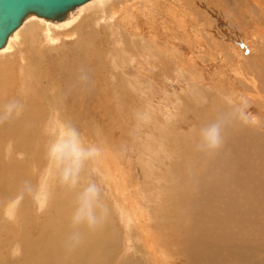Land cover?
Masks as SVG:
<instances>
[{
	"label": "rangeland",
	"instance_id": "1",
	"mask_svg": "<svg viewBox=\"0 0 264 264\" xmlns=\"http://www.w3.org/2000/svg\"><path fill=\"white\" fill-rule=\"evenodd\" d=\"M135 1L137 3L135 4L134 1L133 3L137 8L134 11L128 9L133 17L131 19H135L136 23L150 24L149 30L156 32L151 33L153 36L150 35L155 44H160L159 46L164 44L160 51L154 44L149 46L142 42L143 37L147 36V27L139 26L142 29L138 33L141 42L139 43L136 38L130 36L134 29L132 24L130 29L128 26H122L119 20V24L114 21L107 23L108 20L102 17L106 13L91 7L95 10L88 8L86 9L88 13L80 11L79 17L70 21L69 28L60 27L54 29L55 32L50 31L53 37L46 40L43 38V47L38 50V55L30 57L20 51L24 60L19 58L16 60L11 57L13 52L10 48L0 54V64L6 62L8 68L14 72L12 81H16L19 86L14 88L16 84H13L11 88H4L5 92L2 95L6 99L4 101L2 98L3 103L0 99V115H2L0 116V178L6 176L7 164L16 162L17 158V161L26 158L23 165L24 176L31 178L28 179L27 184L30 190L32 189V192L29 190L28 193L22 191L27 197L15 191L14 196L11 191L2 190V185L6 184H1L0 181V193H2L0 194V226L1 223L6 222L8 227H12V230L6 233H16L17 225L15 226L14 219L10 217V212L14 210L12 214L16 215L17 206H20L25 199L26 211H31L32 217H39V221H42L41 218L49 213L47 206L49 200L44 195L47 189H51L48 183L51 172L54 170L53 172L61 179L51 186L53 187L51 192L54 194L61 190L58 195L63 200L71 190L69 185L72 183L69 182L75 172L77 180L86 177L84 184L87 187L90 185L88 197H93L94 205L104 206L107 209L111 223L109 230L113 231L114 228L116 230L114 254L110 264H155L149 248L141 247V243L135 239L134 234L139 235L142 231L136 226L123 230V224L127 225V220L124 219L123 222L119 220V215L111 208L113 206L110 207V198L107 199L105 194L107 189L104 186L107 181H100L99 174L93 172L96 162L105 158L108 161L110 158L108 156L114 151L119 166L124 164L126 168L123 170L122 166L121 170L130 172L129 181H125L123 187L130 183L136 187L132 194L129 193L131 197H136L133 199L139 205L133 207L136 208V213L139 209L145 213V217L147 216L146 222L151 225H148L149 231L156 239L153 244L161 249V254L165 257L163 264H264V240L260 242L257 240L253 247L249 235L235 236L234 239L223 242L212 250L195 246L192 240L191 242L189 240L194 237L195 231L190 229L189 225L184 229V221L180 220L182 214H179L176 208L183 203L196 204L190 199L193 190L189 189L187 196L182 197L180 188L199 187L202 191L200 182L196 178L201 173L209 171L208 160H212L210 157L215 158L214 153L217 154L214 150L219 148V144L213 145L205 134L216 126L221 137L224 135L222 129H227L231 122H234L235 128L239 127L243 116L247 114V107L255 102L248 97L241 100L238 93L240 85L239 83L237 85L233 71L239 64L241 70L251 71L254 67H258L262 74L264 73V0H180L176 3L184 6V11H188L187 14L190 13L186 17L178 13L173 17L170 16L171 14L167 13L169 4H165L163 8L157 5L152 8L153 10L146 11L147 0ZM163 1L170 3L174 0H159L160 5L164 3ZM126 3H130V0ZM178 5L176 8L182 11V7ZM117 6H119L118 2L115 7ZM90 16L94 18L91 20ZM164 20L169 22L171 28L176 27L172 20H179L180 24L187 22L190 26L197 23L196 32L201 34L205 43L200 42L199 46L193 47L177 41L175 37L164 39L160 35L164 31L159 25ZM94 33L97 38L93 37ZM178 45L181 48L177 47ZM24 61L26 63L23 64ZM185 62L191 63L189 71L184 67ZM20 63L25 66L24 70L29 65L26 86V80L19 67ZM65 77H69L72 81L76 80V87L71 92L59 89L65 82ZM20 79L22 81H19ZM24 86L26 91L23 92ZM13 88L15 90H12ZM244 91L253 93L246 89ZM18 93L22 96L19 94V97ZM59 97L61 100H58ZM27 99H30L31 104ZM80 99H83L82 104H78ZM11 101L23 106L20 109L16 102L11 105ZM62 102L63 105L60 107L59 103ZM58 113H62L69 122L68 125L71 124V130L63 125L60 129L56 127L59 123V117H56ZM250 113L253 114L251 111ZM30 117L34 120L29 119ZM9 119L13 121L9 122ZM246 126L248 123L243 127ZM66 130H69L75 139L67 140ZM250 130L261 131L255 128ZM14 131L23 134L20 136ZM65 140L68 144L71 143L69 148ZM79 143L83 148V157H78L79 165L70 172L71 168L67 165L72 154L69 156L68 152L71 153L72 149L77 150ZM57 144L58 148H56ZM63 146L66 150L62 148ZM61 148L64 153L67 152L66 155L62 153ZM59 150L62 155L64 154L63 156L68 157L59 155ZM207 153L211 154L206 157ZM196 172V176L192 178L191 176ZM176 175L178 176L175 177ZM40 179L44 181L41 183ZM61 184L65 186L60 187ZM6 186L9 187L8 184ZM43 186L49 188H41ZM150 187L155 192L150 190ZM77 188L81 190V187L77 186ZM125 192L123 190L121 194ZM41 193L44 194L43 197L47 202L43 200L44 204L37 209L39 205L36 206L38 203L34 194L37 197ZM85 194L86 191L84 194L82 192V196ZM9 206L12 207L11 210H8ZM152 211L155 215H151ZM1 219L5 222H1ZM183 231L185 233H182ZM4 233L0 234L1 240L7 237ZM179 249L192 251L196 256L192 258L188 252L187 257L177 259L175 251ZM10 253L15 255V258L18 257L16 252L9 251ZM6 254L5 249H0V255L6 256Z\"/></svg>",
	"mask_w": 264,
	"mask_h": 264
},
{
	"label": "bare ground",
	"instance_id": "2",
	"mask_svg": "<svg viewBox=\"0 0 264 264\" xmlns=\"http://www.w3.org/2000/svg\"><path fill=\"white\" fill-rule=\"evenodd\" d=\"M133 1L135 2V4L137 3L135 0H130V3H126L127 0H109V1L108 0H88V1L78 5L76 7L69 9L64 14V17L62 19H60L59 21L44 19L42 17H37V16L32 15V14L28 15L22 20L20 25L7 36L4 45L0 48V54L3 53L4 51H7V49L10 48V51L13 52V55L11 56V54H10V56L13 58H16V60L18 58L20 60H24V59H22V57H24L23 55H26V56L29 55L30 57L38 55L39 54L38 50H41L43 47V44H42L43 38H45L44 40L51 38L52 34L50 31L55 32L54 29L60 28V27H61V29L69 28L70 24H71L70 21L71 20L74 21L73 19H75V18L77 19V17H79L78 15L80 14V11L87 12L86 9L91 8V7H95L97 10L100 9L102 13L103 12L106 13V15L103 14L102 17H105L108 20L107 21L106 19H104L107 21V23L114 21L117 24H119L118 23V20H119V22L122 26L123 25H125V27L128 26L130 29H131V24H132L134 29H132V34H130V36L136 38V40H138L139 43H141V42L138 38V33H140L142 31V29L139 26L142 25V26L147 27V29H148L147 36L143 37L144 39L142 42L146 43L149 46L151 44H154L155 48L157 50L159 49V51H160L161 50L160 48H162V46H164V44L161 46H159L160 44L159 45L155 44V41L151 38L150 35H152L156 32H152V30H149L148 27H150V24H147V22H146V24H144L143 22L136 23V22H134V21H136L135 19L134 20L131 19L132 14L129 13L128 9H133V11H134V9L137 8V7L135 8V4L133 3ZM137 1H139V0H137ZM117 2L119 4V6L115 7ZM163 2L164 3L162 5H160L159 0H147L146 11H148V9L153 10L152 8H155L157 5H159L163 8V6L165 4H169L168 8H167L168 9L167 13H170L171 14L170 16H172V17L174 15H176V13H178L180 15H184L185 17L188 14H190V13L187 14L188 11H186V12L184 11V9H185L184 6H182V5L180 6V5H178L179 3L178 4L176 3V2H180V0H174L170 3L169 2L165 3V1H163ZM107 4H108V7H106ZM114 4H115V6H114ZM177 5L179 7H182V11L180 9L176 8ZM95 8L94 9L91 8V9L95 10ZM139 8H140V6H139ZM154 11H155V9H154ZM93 13H95V12H93ZM90 18H91V16H90ZM92 18H94V17H92ZM92 18H91V20H92ZM168 19H171V18H168ZM192 20H194V19H192ZM94 21H96V20H94ZM164 21H162L161 23L159 22L160 27L164 31V32H161L160 35L164 39H167V37H169V38L175 37L174 39H176L177 41L187 43V45L189 44L190 46H193V47L199 46L200 42L201 43L204 42L203 41L204 38H202L201 34L196 32V30H197L196 28L198 27L197 23L192 24L190 26V25H187V22L180 24L178 22L179 20L178 21L172 20L176 24V27L171 28V26L168 24L169 22H166V21L164 22ZM184 21H186V20H184ZM100 25H99V27H100ZM95 26H97V25H95ZM61 29H59V30H61ZM124 30H126V29H124ZM83 31H84V29H83ZM122 31H123V29H122ZM66 32H69V31H66ZM85 32H87V31H85ZM90 32H93V31L90 30ZM87 34H88V32H87ZM94 35L95 36H93V35L92 36L97 38L95 33H94ZM97 35L99 36V34H97ZM87 36H89V35H87ZM93 37H91V38L94 39ZM146 38L149 39V43H148V39H146ZM211 38L212 37H210V39ZM101 41L104 42V40H101ZM93 42H94V40H93ZM168 44L170 45V43H168ZM140 45L142 46V44H140ZM174 45H177V44H174ZM177 47H179V45ZM169 48H173V47H169ZM179 48H181V47H179ZM201 50H203V49H201ZM20 51L22 53L24 52L25 54L21 55ZM216 51H218V50H216ZM5 63L0 64V99H1L2 103H3L2 98H3V100L6 99L5 96L2 95V93L5 92L4 88L5 89L11 88V86L13 84H16V86H14V88H16V87L19 88L17 82L12 81V79H13L12 73H14V72H12V69L11 68L9 69ZM21 63L19 65V67H20V70L22 71L21 72L22 75H24L23 76L24 80H26L25 81V86H26L27 80H28L26 77L28 74L27 70H28L29 65L27 66L25 64L27 67L24 70L25 66L23 67L21 65ZM24 63H26V62L24 61L23 64ZM185 63L186 64L184 67L186 68V71H189L190 70L189 64H191V63H189V64H188V62H185ZM12 66H13V64H12ZM238 66H239V64L237 65V68L233 71V73L236 75L235 78L237 81V85H238V83L240 85L238 87L241 88V89L239 88V90H238V93L241 96V100H242V98L248 97V98H252V100L255 102L252 104V106L247 105V106H249V107H247V114L246 115L243 114L244 115L243 119H242V121H240L242 123H239L240 124L239 127L235 128L234 122H231L228 125L227 129H222L224 135L223 136L221 135V137H219V141H218L219 148L214 150V152H216L217 154L214 153L215 158L210 157V159H212V160H208V170L209 171L208 172L205 171V172L201 173L196 178V180L198 179L200 182L202 191L199 187L188 186L184 189L180 188V194L182 197H183V195L187 196V192L189 191V189L193 190L190 199L192 201L196 202V204L192 205L191 203H189V204L183 203V204H181V206L176 207L178 209V213L182 214L180 217V220L184 221V224H185L184 229L186 228V226L189 225V228L192 229L193 231H195L194 237H191V239H189L190 242L192 240V243L195 246L200 247L202 249H206V250L215 249L219 246V244H221L223 242L230 241L233 237L239 236V235H249V237L251 238V241H252L251 245L253 247H255L257 240H259V242H260V240H264V73L262 74V71H260V69L258 67H254V70L252 69L251 71H249L248 69L241 70V68ZM89 73H91V71ZM261 78H262V80H261ZM81 79H83V77L80 78V81L82 82ZM19 81H22V80L20 79ZM64 81L65 82L62 83V85L59 89L63 90L64 92L73 91L74 87H76V85H75L76 80L72 81L69 77H65ZM21 85H23L22 82H21ZM25 86L22 87L24 90L22 88H20V89H22L23 92L26 91ZM79 86H80V84L78 85V87ZM127 87H128V85H127ZM14 88L12 90H15ZM128 89H129V87H128ZM244 89L252 91L253 93L252 94H249V92L245 93ZM17 90H19V89H16V91ZM109 90H111V89H109ZM6 92H7V90H6ZM19 94L20 93H18V96L20 97L21 94L20 95ZM24 94H26V92ZM27 94H28V92H27ZM50 95H52V94L50 93ZM58 100H61V97H59ZM15 102L16 101H14V102L11 101L10 104L11 105L16 104L17 102L16 103ZM18 102H20V101L18 100ZM21 102H22V100H21ZM29 103H30V101H29ZM29 103H27V105H29ZM82 103H83V99H80L78 104H82ZM20 105H19V108L23 106V105H21V106ZM62 105H63V102L59 103L60 107ZM7 106H10V105H7ZM78 109H80V108H78ZM39 110H41V109L39 108ZM34 111L36 113H39L36 110H34ZM73 111H74V109H73ZM82 111H84V110L82 109ZM82 111H81V113H82ZM250 111L253 112V114H251ZM35 112H34V114H35ZM4 113L6 114V112H4ZM81 113H80V115H81ZM9 114H11V113H9ZM40 115H41V113H40ZM247 115H250V116L248 117ZM0 116H2V115H0ZM31 117H33V116H31ZM31 117L29 119L32 120ZM56 117H59V123H57V126H56L58 129H60V127L66 126L69 130H71V128H72L71 124L68 125L69 122L67 120H65V118L62 116V113L56 114ZM29 119H27V120H29ZM12 121L13 120L9 119V122H12ZM60 121L62 124H60ZM3 122H5V121H3ZM40 122H41V120H40ZM99 122H100V120H99ZM102 123H103V121H102ZM246 123H248V126L243 127L244 125H246ZM10 124H13V123H10ZM61 125H63V126H61ZM115 125L116 124H114V126ZM251 128H255L256 130L259 129L261 131L250 130ZM9 129H11V128H9ZM9 129H7V130L9 131ZM69 130H66V133H67L66 139L67 140L75 139L74 138L75 136H73L69 132ZM14 132H16V131H14ZM18 132H19V130H18ZM18 132H16V133H18ZM25 133H27V132H25ZM42 133H44V132H42ZM3 134L5 135L4 132H3ZM18 134L21 136V134H23V133H21V134L18 133ZM87 138H88V136H87ZM18 140H19V138H18ZM20 141H21V139H20ZM27 142H28V140H27ZM65 142L67 144V147L69 148L71 143L68 144L66 140H65ZM79 145H80L79 146L80 148L78 147L77 150L72 149L71 153L68 152L69 156L72 154L70 156V157H72L70 159V161H68L69 159H66V161H68L67 166H69V168H71L70 172H73L74 167L79 165L80 160H78V157L79 156L83 157V152H82L83 148H82V145L80 143H79ZM56 146H57L56 148H58V144ZM56 148L54 149L55 151H56ZM62 148L64 149V146ZM62 148L60 150H62ZM73 148H74V146H73ZM60 150L58 151V152H60L59 155L63 156L64 154L65 155L67 154V152L64 153L62 150V153H64L62 155ZM64 150H66V149H64ZM112 150H114V149H112ZM73 153H74V155H73ZM115 153H114V151H112L111 156H108L111 158V160L109 158V160H110V161L108 160L109 162L106 161L107 158H105V160L97 161L96 167H93V170H94L93 172H97L99 174L100 181H102V182L107 181V184H104V183L103 184L105 186V189L109 190L108 192L106 190L105 194L107 195V199L110 198V203H111L110 207L111 206L114 207V208L113 207H111V208L113 210L115 209L116 214L119 215V218L117 216V218L119 220H121L122 222L124 221V219L127 220V225L125 223L123 224V226H124L123 230H124V228L128 229V227H131V226H134V227L136 226L137 228H139L142 232H140L141 234H139V235H137L136 233L135 234L133 233L135 236V239L141 243V247H144L145 249H147V247L149 248V250L152 252L155 264H163V262L165 261V257L161 254V249H159V247H155L153 244V242H156L155 241L156 239H155V237H153L154 235L152 236L150 231H149L148 225L149 226H151V225L148 223V221L146 222L145 218L147 216L145 217V213L139 209L136 213V211H135L136 208L133 207V206H139L137 204L138 202H136V200L133 199L135 197L134 194L136 192L133 194L134 197H131L132 195L130 196L129 193L132 194L134 188H136V187L131 183H130V185L132 187H130V185L123 187L124 182L127 180L129 181L128 175H130V172L129 171L123 172L121 170V167L124 164H122V165L120 164V166H119V164H118L119 162L116 159ZM210 154L211 153H207L206 157H207V155H210ZM48 155H49V153H48ZM53 155H54V153H53ZM11 157L14 158L13 155H11ZM63 157H66V156H63ZM17 159L15 160L16 162H10L9 164H7L6 176L3 179H1L2 177L0 178L1 184L5 183L6 185L8 184V186H9V187H7L6 185L4 186V184H3L2 190L3 191L6 190L5 192L11 191L14 196H15V192H19V193L21 192L22 193V191H24L25 193H28L30 190V187L28 186L27 183L29 182L28 179H31L30 177L28 178V177L24 176L25 169H24L23 165H25V162H26L25 159L26 158H24V160H22L23 158L20 159L22 161H17ZM48 159H51V158L48 157ZM124 167L125 166H123V170L124 169L126 170V168H124ZM39 168H40V165H39ZM174 168H175V166H174ZM60 170H61V168H60ZM183 170H184V168H183ZM190 170H192V169H190ZM53 171L51 172V176H50L49 181H48L49 187L51 189L53 188L51 186L55 182H58L61 180L60 178L57 177V175ZM58 171H59V169H58ZM180 171H181V169H180ZM175 172H177V171H175ZM37 174H36V176H37ZM196 174H197V172L194 173L191 177L193 178L194 176H196ZM62 175H61V178H62ZM58 176H60V175H58ZM177 176L178 175H176L175 177H177ZM69 177H70V175H69ZM75 177L76 176H75V172H74L73 176L71 177V181L69 182V184L72 183V185H69L71 187L70 188L71 190H70V192L67 195V198L65 200H63L58 195L61 192V190L58 191V189H57L58 192L56 191L57 193H54V194H52L51 189L46 190L47 193H45V195L44 194L43 195L45 196L46 199L49 200V202L47 204V206L49 208V213H48V215L41 218L42 221H39V217H36V218L32 217L30 215L31 211L30 212H29V210L26 211L27 203H26L25 198L27 197V195H25V193H22L26 197L24 198L25 201H23V203H21L20 206H17V208H16L17 210L15 211V212H17V214L16 215L12 214L14 210L12 212H10L11 213L10 217H12L14 219L15 226L17 225L16 230H15L16 233H14V234L8 233L7 234L6 232H9V230H12V227L11 228L8 227V225H7L8 223H6L3 219H1V222H5V224L1 223L0 234L5 232L4 235H7V237L4 240L0 239V249H5L7 254H6V256L0 255V264H17L19 262H22V264H110L111 263V260L113 259L114 248H115L114 247V244H115L114 240H116V238H115V236H116L115 231L116 230H115V228L113 231L109 230V226L111 223L109 221L107 209L104 206L94 205L92 202L93 197H88L89 194L87 192L89 191L88 187L90 185H88V187H87L84 184V180H86V177H81L78 180ZM44 179H45V177H44ZM44 179L43 180L40 179L41 183L44 181ZM40 180H39V182H40ZM58 185H60V184H58ZM61 185L62 186H60V187H63L64 184H61ZM34 186L36 187L37 184ZM77 186L81 187V190H79L77 188ZM44 187L45 186H43L41 188H44ZM49 187H45V188H49ZM60 189H63V188H60ZM39 190H40V187H39ZM123 190L126 191L125 194H123V193L121 194V192ZM150 190L155 192V190L153 188H151ZM30 191L32 192V189ZM85 191H86V194L84 196H82V192L84 194ZM0 194H2V193H0ZM41 195H42V193L40 195H37V197H35V194H34V198H37L36 202L38 203V204H36V206L39 205L37 207V209L39 207L41 208V205L44 204L42 202H44L46 200L43 197V195L42 196ZM29 196H31V195H29ZM22 197H24V196H22ZM131 198H132L133 202L131 201ZM30 201H31V199H30ZM27 202H28V200H27ZM46 202L47 201H45V203ZM30 204H32V203H30ZM191 206H192V210H191ZM11 209H12V207L9 206L8 210H11ZM150 210H152V209H150ZM244 210H246V211H244ZM32 211H33V209H32ZM34 212H35V210H34ZM128 212H130V213H128ZM153 214L154 213L152 211L151 215H153ZM16 219H17V223H16ZM134 223H136V225H134ZM33 230H35V232ZM182 233H185V232L183 231ZM34 234L35 235L37 234V235L35 236ZM125 240H127V239H125ZM12 243H13V246H12ZM1 246H5V247H1ZM9 251H12V253L16 252L18 257L15 258L14 257L15 255H13L11 253L9 254ZM175 252H176L175 257L177 259H180V260L184 257H187L186 253H188V252H189L190 256H192V258H194V256H196L193 254L192 251H188L186 249H185V251L183 249H179V251H175ZM20 259H21V261H20ZM191 264H193V263H191Z\"/></svg>",
	"mask_w": 264,
	"mask_h": 264
},
{
	"label": "water",
	"instance_id": "3",
	"mask_svg": "<svg viewBox=\"0 0 264 264\" xmlns=\"http://www.w3.org/2000/svg\"><path fill=\"white\" fill-rule=\"evenodd\" d=\"M88 0H0V48L28 15L59 21L71 8Z\"/></svg>",
	"mask_w": 264,
	"mask_h": 264
},
{
	"label": "clouds",
	"instance_id": "4",
	"mask_svg": "<svg viewBox=\"0 0 264 264\" xmlns=\"http://www.w3.org/2000/svg\"><path fill=\"white\" fill-rule=\"evenodd\" d=\"M205 135L211 141L213 145L218 143L219 129L216 126H213Z\"/></svg>",
	"mask_w": 264,
	"mask_h": 264
}]
</instances>
